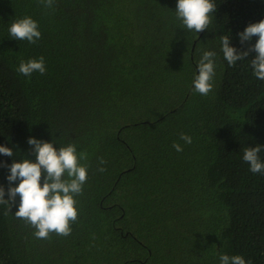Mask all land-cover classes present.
<instances>
[{"label": "trees", "instance_id": "obj_1", "mask_svg": "<svg viewBox=\"0 0 264 264\" xmlns=\"http://www.w3.org/2000/svg\"><path fill=\"white\" fill-rule=\"evenodd\" d=\"M213 2L197 34L177 0H0V145L13 150L0 154L5 199V165L35 160L29 137L74 144L88 166L68 236L38 239L15 217L19 196L0 204V264H220V254L264 264V174L243 160L264 145V80L254 50L234 66L221 52L223 35L237 50L255 44L239 33L264 19V0ZM26 16L42 34L35 44L9 37ZM204 51L217 53L207 96L193 84ZM41 56L44 74L16 71ZM258 155L264 162V146Z\"/></svg>", "mask_w": 264, "mask_h": 264}, {"label": "clouds", "instance_id": "obj_2", "mask_svg": "<svg viewBox=\"0 0 264 264\" xmlns=\"http://www.w3.org/2000/svg\"><path fill=\"white\" fill-rule=\"evenodd\" d=\"M39 3L45 8H52L54 0H39ZM216 8L213 0H177L175 9L176 16L184 28L198 34L209 29ZM8 32L10 38L26 40L31 44H35L42 35L38 22L30 16L12 22ZM254 36L258 37L255 44L248 51H244L237 50L230 44V37L223 35L221 52L228 65L234 66L254 50L255 56L251 59L253 74L257 79L264 80V19L248 24L244 31L239 33L241 44L251 41ZM216 55L215 51H204L198 61V75L195 76L193 84L194 91L200 95L207 96L213 90ZM16 71L26 77H30L34 72L44 74V58L41 56L39 59L21 60ZM180 139L188 144L192 142L191 137L184 133H181ZM27 142L33 146L35 160L25 158L5 165L10 170L7 176L8 198L5 199V189L0 185V204H7L11 208L19 196L15 217L32 226L38 239L47 240L52 233L68 236L72 232L71 225L79 216L75 197L83 193V185L88 178V166L80 163L81 160H87V154H78L74 144L57 149L52 142L35 137H29ZM262 146L264 145L257 144L245 148L243 153V160L249 164L250 171L254 174H264V162L258 155ZM173 147L177 152L183 150L179 143H174ZM0 154L12 157L13 150L0 145ZM98 159L100 165L106 163L103 157ZM98 171L103 172L105 168L99 167ZM17 180L19 183L13 186V182ZM219 260L220 264H251V261H246L242 255L220 254Z\"/></svg>", "mask_w": 264, "mask_h": 264}]
</instances>
